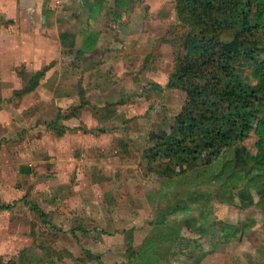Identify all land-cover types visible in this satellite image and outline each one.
<instances>
[{
    "label": "rangeland",
    "instance_id": "374dc122",
    "mask_svg": "<svg viewBox=\"0 0 264 264\" xmlns=\"http://www.w3.org/2000/svg\"><path fill=\"white\" fill-rule=\"evenodd\" d=\"M98 1L104 13L90 20ZM118 1L61 5L56 27L43 32L42 23L22 58L10 43L17 27L0 40V261L264 264V194L250 190L252 204L241 208L223 168L231 160L243 169L254 137L174 178L150 164V137L167 131L184 102L165 84L185 28L174 0ZM86 39L95 47L78 55ZM43 66L37 86L16 96ZM225 225L237 233L213 239ZM168 227L179 229L173 244Z\"/></svg>",
    "mask_w": 264,
    "mask_h": 264
},
{
    "label": "trees",
    "instance_id": "16d2710c",
    "mask_svg": "<svg viewBox=\"0 0 264 264\" xmlns=\"http://www.w3.org/2000/svg\"><path fill=\"white\" fill-rule=\"evenodd\" d=\"M122 6L123 0L115 4ZM174 8L185 33L180 41L182 52L173 61L165 88L181 91L184 102L167 131L150 137L153 149L146 158L156 167L164 165L162 175L174 178L212 165L252 135L254 153L243 155L244 168L235 167L231 160L223 166L228 169L227 191H237L240 207L245 208L252 204L250 190L257 196L264 194V0H174ZM103 13L98 1L86 15L94 20ZM227 30L231 39L221 42L218 38ZM94 46L93 39H86L76 53L90 52ZM47 67L33 73L14 94L20 97L31 92ZM223 229L213 239L232 238L237 233L233 226ZM167 230L170 236L164 241L173 244L179 229ZM48 264L53 263L48 259Z\"/></svg>",
    "mask_w": 264,
    "mask_h": 264
},
{
    "label": "crops",
    "instance_id": "0c3cea01",
    "mask_svg": "<svg viewBox=\"0 0 264 264\" xmlns=\"http://www.w3.org/2000/svg\"><path fill=\"white\" fill-rule=\"evenodd\" d=\"M77 2L79 0H64L62 5L64 7L71 6L70 9H77ZM90 4L92 5V2ZM56 11L49 9L48 1L47 3L45 1L42 3V0H0V40L3 39L4 35L9 37L7 28L9 25L17 27L20 33L10 43L12 48L16 49V56H20V58L24 57L25 47H34L37 40L40 39L38 32H40L39 26L42 23L44 24L43 32L48 33L56 27ZM37 27H39V30ZM6 46L0 44V48H5ZM39 50L37 51L38 58L41 57L40 52H42ZM5 53L4 55L7 56ZM34 60L38 61V59ZM46 66L39 67L31 73L33 74Z\"/></svg>",
    "mask_w": 264,
    "mask_h": 264
},
{
    "label": "built area",
    "instance_id": "2783aa9c",
    "mask_svg": "<svg viewBox=\"0 0 264 264\" xmlns=\"http://www.w3.org/2000/svg\"><path fill=\"white\" fill-rule=\"evenodd\" d=\"M64 0H50L49 9L55 11L59 10Z\"/></svg>",
    "mask_w": 264,
    "mask_h": 264
}]
</instances>
